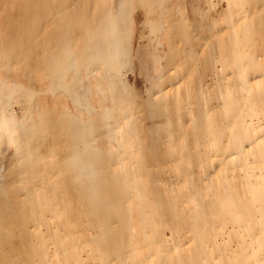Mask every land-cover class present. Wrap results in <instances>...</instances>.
<instances>
[{"label":"rangeland","instance_id":"rangeland-1","mask_svg":"<svg viewBox=\"0 0 264 264\" xmlns=\"http://www.w3.org/2000/svg\"><path fill=\"white\" fill-rule=\"evenodd\" d=\"M0 264H264V0H0Z\"/></svg>","mask_w":264,"mask_h":264}]
</instances>
